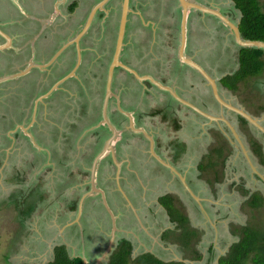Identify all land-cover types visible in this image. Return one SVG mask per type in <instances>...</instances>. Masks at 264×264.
I'll return each instance as SVG.
<instances>
[{
	"label": "crops",
	"instance_id": "crops-1",
	"mask_svg": "<svg viewBox=\"0 0 264 264\" xmlns=\"http://www.w3.org/2000/svg\"><path fill=\"white\" fill-rule=\"evenodd\" d=\"M101 1L0 0V28L8 36L0 35V45H7L0 49V70H4L2 76L6 79L0 84V94L6 98L17 89L21 100L19 110L1 115L18 118L14 120L12 145L19 143V147L13 151L18 148L28 151L30 164L37 171L35 175L46 177L45 181L56 182L60 169L70 177L68 183H74L69 185L73 191L89 189L79 195L80 201H68L71 211L75 201L78 202L75 211L79 217L86 200H91L90 195L100 190L97 184L92 185L91 180L89 183L81 175L90 172L91 177L95 165L96 178L102 164H107V168H120L119 158L123 156H119L128 142L119 141V136L115 140L117 145L112 141L108 147L113 133L104 123L105 114L120 133L127 131L131 120L120 107L131 115L133 126L144 129L153 138L150 156L155 157L157 164L163 167L162 171L176 173L173 167L184 177L178 164L189 144L182 141L181 133L194 110L151 81H140L129 69L170 87L184 100L202 109L198 96L202 95L200 91L205 85L199 79V73L183 57L217 79L232 76L240 67L241 46L231 29L217 16L207 11L190 10L183 38L184 9L179 0H176L178 4L173 1L165 4L162 0L145 3L130 0L119 57L123 66L114 69L110 83L113 95L107 97V79L116 52L123 0L119 3L109 0L104 9L98 10L89 20ZM190 1L217 9L240 25L242 13L233 0ZM260 5L264 11V0H260ZM30 85L33 91L28 90ZM242 98L247 100L245 96ZM196 114L193 119L198 117ZM176 120H179L180 128ZM128 135L126 133L125 138ZM182 142L186 150L176 162L174 158L180 153ZM62 143L68 144L65 153L55 159L56 150L64 148ZM134 147L127 152L126 158L121 159L123 163L132 160L130 154ZM71 148L76 157L68 154L67 149ZM85 148L90 149V153L83 154L84 163L77 158V153ZM106 148L108 150L102 156ZM142 152L147 158L144 145ZM107 153L109 157H106ZM10 154L4 153L3 166L9 165ZM18 174L30 176L23 171ZM77 182L80 184H75Z\"/></svg>",
	"mask_w": 264,
	"mask_h": 264
},
{
	"label": "rangeland",
	"instance_id": "rangeland-1",
	"mask_svg": "<svg viewBox=\"0 0 264 264\" xmlns=\"http://www.w3.org/2000/svg\"><path fill=\"white\" fill-rule=\"evenodd\" d=\"M120 1L122 2L118 0V3ZM140 1L141 3L155 2V0ZM171 1L178 4L176 0L161 2L166 4ZM3 73L4 70H0V84L6 81L2 76ZM242 85L240 84L241 88L235 93L236 95L226 93V97L236 104H242L238 96L240 98L251 96L254 105L249 103V110L264 124V112L258 110V105L264 103V95L261 98L257 95L261 90L264 94V74L259 78L249 79L245 84L248 86L246 89ZM28 90L33 91V86L30 89L28 87ZM252 90H255L257 94L248 93ZM0 96L3 98L1 94ZM19 98L20 93L16 89L3 98L6 101L0 99V264H47L54 258V247L61 244L67 245L72 257L81 256L88 264H95L103 255L112 231L110 216L105 210L103 199L96 189L97 191L90 195L93 198L86 200L83 213L79 217L77 211H71L68 208V201L76 199L80 201L79 195L89 189L73 191L69 185L74 183H68L70 177L65 176L60 169L59 174H56L58 175L56 182H47L46 177L35 175L37 171L35 172V167L30 164L28 151L19 148L13 151L15 147H19V143L12 145L14 135L9 130L14 128V120L18 118H5L1 115L4 112L14 113L19 110L21 103ZM217 110L215 108L214 112ZM194 114L190 112V119L186 121L182 129L181 139L188 142L189 149L178 164V168L182 169V174L187 179L186 182L191 190L202 199V211L190 201L185 187L175 184L176 182L173 183L167 178L168 176L165 177L147 167L145 162L147 159L142 152L144 142L139 144L140 141L136 138L128 142L131 146L135 145L130 155H132V164L135 165L133 171L137 172L140 179L139 183L137 180L133 182L137 187L135 192L128 191L130 189L127 182L132 176L129 171L122 168L123 161L119 162L118 170L114 167L107 168V164H102L97 172V187L107 195V203L117 218L119 229L117 239L127 237L134 243L137 242L133 256L142 252H152L165 261L184 260L187 264H219V257L226 254L230 246L238 241V236L233 234V230H240L251 223L262 222L263 224L251 226L249 233L253 236L255 233L257 239L259 234L264 232V204L259 208H252L248 204L253 194L264 197V167L260 165L259 160L255 159L257 163L255 171L250 164L246 163L243 156L237 155L234 161L232 156L227 161L226 168L223 169L225 166L220 165V157L211 154L210 165L212 166L208 167L207 171L201 172L199 166L202 162L208 164L207 158L209 159L210 151L221 150L219 147L228 144V139L232 141V144L236 141L222 122L207 124V128L204 126L202 128L198 123L204 121L200 117L193 119ZM244 132L249 135L251 133L250 129L246 128ZM254 135L258 136L256 133L251 136L256 138ZM260 141L264 143L263 139ZM55 142L52 141V143ZM62 144L64 148L59 147L60 149L56 150L58 153L54 154L55 159L63 157L65 153V145L68 144ZM226 146L232 149L230 144ZM8 152H11L9 165L3 166L4 156H6L4 153L8 154ZM67 152L76 157L72 148L67 149ZM87 153H90V149L85 148L80 154L77 153L80 162H86L83 154ZM106 157H109L108 153ZM218 170L221 181L210 182ZM21 171L30 176L19 175ZM116 173L117 181L121 179L122 187L127 193L125 195L127 200L118 193L122 188L116 182ZM81 176L89 182L90 176ZM167 192L172 193L177 204L189 217L191 227L200 234L199 239L193 241L188 249L183 248L179 242L172 239L173 237L160 241L162 232H166L167 229L176 230V225L169 219L167 211L158 204V196ZM32 205L35 207L34 211L25 218L24 214L30 212ZM131 205H134L139 212Z\"/></svg>",
	"mask_w": 264,
	"mask_h": 264
},
{
	"label": "trees",
	"instance_id": "trees-1",
	"mask_svg": "<svg viewBox=\"0 0 264 264\" xmlns=\"http://www.w3.org/2000/svg\"><path fill=\"white\" fill-rule=\"evenodd\" d=\"M235 2L236 8L242 13V18L240 22V32L244 40L251 41H261L264 42V11L261 8L260 0H233ZM74 9V8H73ZM71 9V10H73ZM264 74V49L257 47H242L240 51V68L239 70L227 79H224L223 84L233 90L238 92L242 87L247 84L249 79L259 78ZM248 86H245V89ZM256 90V88H254ZM252 90L250 93L257 94ZM260 91V90H259ZM258 97L261 98L264 94L262 90L258 92ZM247 100L250 101L251 105L254 104L250 99L251 96H246ZM248 101V102H249ZM258 110L264 111V103L258 105ZM240 119L247 123L244 118ZM179 126V120H176ZM180 128V126H179ZM255 146V153L260 157L261 164L264 165V156L261 151V146L258 143L252 144ZM181 146V148H180ZM180 153L175 155V161L178 162L186 150V145L182 142L179 145ZM221 149V148H220ZM211 154H216L220 157V165L226 167L227 159H223V148L221 150L214 149ZM211 154L208 155V164L201 163L199 170L201 172L207 171L208 167L212 162ZM217 165V163H213ZM224 169V167H223ZM220 171H217V176L215 180H221ZM85 176H89L90 172L84 173ZM163 208L166 209L168 216L172 223H175L176 230H180V233L174 231H168L163 236L164 240H168L171 237L180 243L183 248L188 249L193 241L199 239V232L191 227L189 217L185 214L183 209L177 204L176 199L173 195H165L159 199ZM78 203V202H77ZM77 203L75 201L73 209L76 210ZM248 204L252 208H259L264 204V198L259 194H253L248 200ZM34 211V207H30V212L25 213L24 216L29 217ZM263 224L262 222H259ZM251 223L250 225L242 227L240 230H233V234L238 236V241L233 243L226 254L219 258V264H264V232L259 234L256 239L249 233L251 226L258 225ZM260 242V243H259ZM259 244V245H256ZM137 242H133L127 237H122L118 240L116 247L113 249L109 262L107 264H187L183 261H165L154 253L142 252L137 256H133L134 250L136 248ZM198 254V252L196 251ZM198 256V255H196ZM201 257V256H200ZM47 264H85L83 257L75 256L72 257L69 250L65 244L57 245L54 247V258L51 262Z\"/></svg>",
	"mask_w": 264,
	"mask_h": 264
},
{
	"label": "flooded vegetation",
	"instance_id": "flooded-vegetation-1",
	"mask_svg": "<svg viewBox=\"0 0 264 264\" xmlns=\"http://www.w3.org/2000/svg\"><path fill=\"white\" fill-rule=\"evenodd\" d=\"M226 25V24H225ZM237 25V24H236ZM227 26V25H226ZM228 28H230L231 29V31H232V33H233V35H234V32H233V30H232V28L231 27H229V26H227ZM239 28H240V25H239ZM234 37H235V35H234ZM236 39V38H235ZM239 44V43H238ZM242 48V47H241ZM239 62H240V55H239ZM117 67H120V66H117ZM240 68V67H239ZM193 69H195L196 71H197V73H199V77H201V78H199L200 80H203V82L202 83H204V85H205V89H204V87H203V90L202 91H200L201 93H202V95H200V96H198V102L199 103H201V106H202V109L201 110H203V111H205V112H207V113H209V114H212V115H215V116H225L230 122H231V124L232 125H234V127H235V129H236V131H237V133L239 134V136H240V139H241V141H242V144H243V146H245V149L247 150V152H248V154H249V156H250V159H251V161L254 163V165L255 166H257V163L255 162V159H257V160H259V162L261 163V161H260V157L255 153V146H253L252 144H253V142L254 143H258L260 146H261V151H262V154H263V156H264V143H262L261 141H260V139H263V141H264V133L263 132H261L259 129H257L255 126H253L252 124H250L246 119V121H247V123H245V122H243L241 119H240V117L241 116H239V115H237L234 111H232V110H229L228 108H226L225 106H223V105H221L220 103H219V101L216 99V97H215V95H214V91H213V88H212V85L209 83V81L207 80V78L200 72V71H198L196 68H194L193 67ZM237 72V71H236ZM235 72V73H236ZM208 73V72H207ZM234 73V74H235ZM233 74V75H234ZM208 75L209 76H211L209 73H208ZM232 75V76H233ZM213 79H215V82H216V84H217V87H218V89H219V93H220V96L222 97V99L223 100H225L227 103H231V104H233V105H235L236 107H240V108H243V109H245L249 114H251L252 116H254V117H256V115H254V113H251L250 112V110H249V102L246 100V97H245V100L246 101H244L242 98H240L239 96H238V99H240V103H242V104H236V103H234L233 101H231L228 97H226L227 96V94H232L233 95V93L235 94L236 92L235 91H233V90H230L229 88H227L224 84H223V82H224V79L226 78L227 79V77H230V76H227V77H224L223 79H217V78H215V77H213V76H211ZM258 81H259V79H258ZM223 89H225V90H223ZM230 90V91H229ZM199 93V92H198ZM227 93V94H226ZM236 95V94H235ZM251 105V104H250ZM218 109L216 112H214V109ZM195 112V111H194ZM264 112V111H263ZM197 112H195V114H196ZM196 115H198V117H200L204 122H201V123H198V124H200L201 125V127L203 128V126L204 127H208V126H206L207 124H212V123H218L217 121H214V120H210V119H208V118H206V117H204V116H202L201 114H199V113H197ZM241 118H243V117H241ZM235 119V120H234ZM258 119V118H257ZM236 121V122H235ZM258 121H259V123L264 127V124H262V120H260V119H258ZM222 122V121H221ZM223 123V125H224V127H225V129H227V130H229L230 131V133L233 135V138L235 139L234 141H236V143L235 144H232V141L231 140H229L228 139V144H224L223 145V147H221V149L223 148V156H224V158L223 159H227V161L229 160V159H231V157L233 156V159H232V161H234L235 159H236V157H237V155H238V157L239 156H243L244 157V159H245V161H246V163L247 164H249V160H248V158L246 157V154H245V151H244V148L242 147V145L238 142V140L236 139V137H235V135L233 134V132L230 130V128L226 125V123H224V122H222ZM128 130L127 131H125V132H121V135H120V137H119V141H122V142H125V141H127V142H130L129 140H131V139H135L136 138V140L137 141H140L141 143H143L144 142V147L146 148V154H147V160H145V162H146V164H147V167H150V168H152V169H154L155 171H157L156 173H160V174H162V175H164L165 177H167L168 179H170L173 183H175V184H178V185H180V186H183V182H182V180H181V178H180V176L178 175V174H176V173H174V172H172V171H169V170H166V169H164V172L162 171V166L160 167L158 164H157V160L155 159V157H153V156H150V146H151V142H150V140L146 137V135L143 133V132H135L134 130H132L131 128H130V123H129V125H128ZM14 128H16V126H14ZM13 128V129H14ZM136 128H138V129H140L139 127H136ZM244 128H246V129H250V131H251V133H250V135L249 134H247V132H244ZM13 129H11V130H9V132L10 133H12V131H13ZM126 133H128L129 135L127 136V138H125V136H126ZM254 133H256L258 136H255L256 138H253L251 135H253ZM13 135H14V133H12ZM125 134V135H124ZM245 135V136H244ZM226 136V135H225ZM227 137V136H226ZM257 139V140H256ZM156 140V139H155ZM260 141V142H259ZM116 142V141H115ZM234 143V142H233ZM231 145V148L232 149H230V148H227V146L226 145ZM115 145H117V143H115ZM129 147V148H128ZM128 148V149H127ZM126 149V152H123L124 150ZM219 149H220V147H219ZM132 150V146H131V143H128V145L125 147L124 146V149L122 150V152H123V154H121L119 157H121V156H123L124 158L125 157H127V152H130ZM134 150V149H133ZM213 151V150H212ZM212 151H210V153H208V154H211L212 153ZM119 153H120V150L118 151ZM233 152H235V154L233 153ZM236 155V156H235ZM119 160L121 161V158H119ZM172 162V161H171ZM207 162H208V160H207ZM128 163H129V166H128ZM259 163V164H260ZM205 164H207L206 162H205ZM227 165V164H226ZM261 166H263L264 167V165L263 164H260ZM260 165H258V166H260ZM124 167V169H126L127 171H129V174L132 176V177H130V179H128V187H129V189L130 190H128V191H132V193L133 192H135L136 191V189H137V187L135 186V184L133 183L134 182V180H137V182L139 183L140 182V179H139V176H138V174H137V172L136 171H133V168L135 167V165L134 164H132V160H130V162H125V163H123V165H122V168ZM116 168V167H115ZM122 168H121V170H122ZM214 168V167H213ZM226 167H224V169H225ZM121 173H122V171H121ZM216 173V175H215V177H214V179L212 180V181H210V182H214V183H218V182H220L219 180H215L216 179V176H217V172H215ZM129 175V176H130ZM213 175V174H212ZM218 175H220L219 173H218ZM117 173L115 174V179H116V182H117V184H119L120 185V187L122 188L121 189V191L119 190L118 191V193L119 194H122L123 196H124V198L126 199V197H125V195L127 194L126 193V191H124V189H123V187H122V182H121V179H119L118 181H117ZM121 178H122V176H120ZM90 179L89 180H91V177H89ZM136 178V179H135ZM130 181V182H129ZM184 187V186H183ZM101 190V189H100ZM186 190V189H185ZM103 191V190H102ZM104 192V191H103ZM99 193V192H98ZM186 193H188V191L186 192ZM172 195V193H169V192H167V194H163V195H160V196H158V204L161 206V208H163V206L161 205V203H160V201H159V199H160V197H162V196H165V195ZM189 194V193H188ZM101 195V194H100ZM104 195H105V192H104ZM101 197H102V195H101ZM106 197H107V195H105V199H106ZM189 197H190V201L191 202H193L197 207H199V209H201V211H202V207H201V205H203V202H202V199L200 200V202L199 201H196L195 199H193V197L189 194ZM102 199H103V197H102ZM127 200V199H126ZM103 201H104V199H103ZM106 201H107V199H106ZM133 201H134V198H133ZM132 202V201H131ZM103 205H104V202H103ZM132 207H133V209L134 210H137V212H139L138 211V209H135L134 208V205H131ZM104 207H105V205H104ZM109 207H110V209H111V211L113 212V210H112V208H111V206L109 205ZM106 209V208H105ZM163 209H165V208H163ZM166 210V209H165ZM106 212H107V214L110 216V223L112 224V231H111V235H110V240H109V243H110V241H111V239H112V234H113V226H114V221H115V225L117 226V218L116 217H114L115 219H113V217H112V215L109 213V211L106 209ZM113 214H114V212H113ZM168 214V213H167ZM115 216V215H114ZM169 217V216H168ZM170 219V218H169ZM175 224V223H174ZM168 231H174V232H178V233H180V230H175V229H167V231L165 232H162V236L160 237V241H163L164 239H162L163 238V236L165 235V233H167ZM119 232V229H118V227H117V231H116V235H115V239L114 240H116L117 241V243H118V240L119 239H117V234H119L118 233ZM125 235V234H124ZM109 243H107V247L105 248V251H104V253L106 252V250L108 249V247H109ZM159 244H161L160 242H158ZM66 245V244H65ZM67 246V245H66ZM116 247V245H114V248ZM113 248V249H114ZM104 253H103V255L99 258V259H101L100 260V262H99V264H101V263H103V262H106V263H108L109 262V259H110V256L109 257H105L104 258ZM150 253H152V252H150ZM111 255V254H110ZM221 257V256H220ZM219 257V258H220ZM98 259V260H99ZM98 260L95 262V264H97L98 263ZM179 261V260H178ZM218 261H219V259H218ZM185 262V261H184ZM186 263V262H185Z\"/></svg>",
	"mask_w": 264,
	"mask_h": 264
},
{
	"label": "water",
	"instance_id": "water-1",
	"mask_svg": "<svg viewBox=\"0 0 264 264\" xmlns=\"http://www.w3.org/2000/svg\"><path fill=\"white\" fill-rule=\"evenodd\" d=\"M109 0H102L101 2H99L95 8L93 9V11L91 12L90 18L89 20L93 19L94 15L96 14V12L100 9H104L106 3ZM181 3V7H183L184 9V15H183V38H185V27H186V21H187V15L188 12L192 9H196V10H200V11H207V13H211L215 16H217L221 21H223L224 24H226L227 26L231 27L235 38L237 40V42L239 43V45L241 47H257V48H262L264 49V42L261 41H251V40H244L242 38L241 32H240V28L239 25H236L235 23H233L227 16L223 15L219 10L217 9H211V8H206L203 7L199 4H195L193 2H191L190 0H179ZM130 11V0H123L122 3V9H121V17H120V27H119V35H118V40H117V47H116V52L114 55V60L112 65L110 66L109 69V73H108V79H107V97H109V95H113V93L111 92V87H110V83L112 80V76H113V71L117 66H123L121 64V62L119 61V57H120V53H121V48L123 45V38H124V32H125V26L127 23V19H128V13ZM84 32V30L79 34L82 35V33ZM0 35L7 38L8 36L4 33L3 30H1L0 28ZM183 43H185V41H183ZM6 44L0 45V49L6 47ZM183 59L185 60L186 63L190 64L192 67L196 68L198 71H200L209 81V83L212 85L213 91H214V95L216 97V99L219 101V103L223 106H225L226 108H228L229 110L234 111L237 115L243 117L244 119H246L250 124H252L253 126H255L257 129H259L261 132L264 133V127L259 123L258 119L254 116H252L251 114H249L245 109L240 108V107H236L235 105L231 104V103H227L225 100L222 99V97L220 96L219 93V89L217 87V84L215 82V79H213L211 76L208 75V73L203 70L197 63L193 62L192 60L183 57ZM128 71H130L133 75H135L140 81H145V80H149L152 83H154L155 85L164 88L165 90H167L168 92H170L173 97H175V99H177L178 101H180L181 103L185 104L186 106L190 107L191 109H193L195 112L201 114L202 116L210 119V120H214L217 121L218 123H220L221 121L226 123V125L230 128V130L233 132V134L235 135L236 139L238 140V142L242 145V147L244 148L246 157L249 160V164L251 165V167L256 171V167L253 164V162L250 159V156L247 152V150L245 149V146H243L242 141L240 139L239 134L237 133L235 127L231 124V122L225 117V116H215L212 114H209L203 110H201L200 108H198L197 106H195L194 104H192L191 102L184 100L182 97H180L173 89H171L170 87H165L163 85H161L158 81L154 80L151 77H141L140 75H138L135 71H133L132 69H129ZM121 112H123L125 115H127L129 117V119L131 120V124H130V128L132 130H134L135 132H143L146 137L150 140L151 144H153V138L144 130V129H138L135 126H133V118L131 117V115L125 111H122L121 107H120ZM104 123L110 126V129L112 130L113 136L111 137V139L108 141L107 144L108 147L111 146L110 143L112 141H115L120 135L121 133L115 128L113 127L110 122L109 119L107 117V115L104 114ZM111 149H113L112 147H110ZM106 150H108V148H106L103 153L101 154L102 156L105 154L104 152H106ZM101 155H99L98 157H102ZM98 158V159H99ZM176 173H178L175 168L171 167ZM96 170H97V166L95 165L92 168V175H91V181H92V185L95 186V179H96ZM178 175L180 176L184 187L186 189V191H188V193L193 197V199H195L196 201L200 202V198L191 190V188L188 186V184L186 183V180L184 177H182L179 173ZM103 199H104V205L105 208L109 211V213L112 215L113 219H115L113 212L111 211L106 199H105V195L104 192L102 190L98 191ZM126 197V196H125ZM127 199V197H126ZM114 226H113V234H112V239L110 241V245L108 247V249L106 250V252L104 253V258L105 257H109L110 254L113 251L114 245H117V241L114 240L115 239V233L117 231V226L115 225V221H114ZM75 257V256H74ZM101 259L98 260V263L100 262ZM183 261L184 260H180ZM85 264H88L85 259H84ZM219 262V261H218Z\"/></svg>",
	"mask_w": 264,
	"mask_h": 264
}]
</instances>
